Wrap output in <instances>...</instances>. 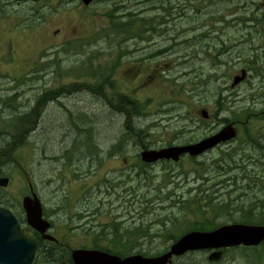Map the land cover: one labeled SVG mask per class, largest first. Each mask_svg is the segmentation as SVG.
Masks as SVG:
<instances>
[{"label":"rangeland","instance_id":"1","mask_svg":"<svg viewBox=\"0 0 264 264\" xmlns=\"http://www.w3.org/2000/svg\"><path fill=\"white\" fill-rule=\"evenodd\" d=\"M119 1L121 0H104L92 4L90 7L84 9L78 0H47L45 9L40 10L39 13L36 12V9H33L36 8L35 6L32 8L31 6H26L22 9H18L17 7L13 8L11 6L8 7L9 10H3L5 14H3V11L0 7V16H6L10 21V24L15 26L18 24L17 20H20L19 24L24 22L27 24L41 23V21L44 22V20L41 18L43 16V12L45 14L53 12V18H49L44 22L47 25L45 26V30L39 26L38 30L42 31H40L37 36L34 35L30 39L25 36L28 40L27 45L26 43L22 44V42L18 41L14 47V50H17L15 55H18L16 57L21 59V64H23V67H25V63L27 65H34V67H37V65L41 66L43 63L51 61L53 56L42 57L38 62V60L35 59L37 57V51L41 49L44 50V47L47 43L55 44V39L51 36V32L49 31L53 32L62 29L61 34L56 41H58L59 44L60 42L62 44L64 42L67 44H74L73 46L69 44L71 47H73L72 52H78L80 54V57L74 55V58H71L70 60L68 56L65 55V53L61 52V45L56 49L54 47V59L58 61L63 73L69 71V69H72L75 65H80L83 62L85 63L86 58L97 55V53H99L98 58H92V63L96 64L98 68L101 66L107 71L113 66L114 61L107 54L110 47L106 44V42L110 41V43L113 44L115 37L110 35L104 39L103 37L99 38V36L101 35L102 30L104 31L108 28V12L115 10V13L119 17H123L132 12V7L134 5V0H125L123 3H119ZM140 1L142 2V0ZM153 1H166V3L176 4V0ZM180 1L183 3H189L188 8L190 11H188L187 14L190 17H192L195 13L192 7L194 2L197 5H202L205 7L206 9H199V13L206 12L209 17L207 21H211L210 18L213 16H219L222 14L227 15L228 12H233V9H228L231 7L233 0ZM141 2H138L137 9H142L144 6ZM253 3H256V0H248L247 4L245 5V13L249 10L255 9L254 14L257 15V12L264 10V4L255 7ZM0 4L3 7H7L10 3H8L7 0H0ZM151 6L152 8H157L159 4L156 3L152 4ZM120 7H124V9L120 11L117 10V8L120 9ZM144 9L146 10V7H144ZM35 13L37 14V17H31V14ZM194 17L196 18L190 19L189 22L180 19L174 22L175 25H172L171 27L166 26V30L164 31L162 37L158 34L152 35L154 37L152 41L155 44L154 51L167 49L164 54L165 56L162 57L165 58L167 63L169 60L171 62L189 61L191 63V67L185 68H175L171 65V71L164 70L162 75H159L166 80L175 79L174 82H163V87L159 82L156 86L158 90L156 88H152L139 92V94L142 93L140 96V102H143L142 105L144 106V114L133 117V125L137 128H140L141 130H149V134L153 139V146H149L154 149L163 147L164 142L168 141L172 137L176 138V141H172L174 145L181 144L177 142L183 141H189L192 143L197 142L204 138V136H206L204 134L209 133L211 130L214 133L221 126L219 122L221 119H232L235 115H240L242 112H250V114L262 113L264 116V80L262 82H259L260 80H250V82H245L244 84L238 86H231V80L228 78L229 73L233 69H229L227 71H225V69L215 70L209 64H205L202 60L198 61L196 57L194 58L195 55L193 54V51L195 50H199L204 53H206L208 50H211L215 53L217 51L216 42L200 41L202 44H199L200 42H198L194 45H183L185 42L183 40L186 37H183L181 32L191 29V26L203 27L204 25H201L203 23L202 20H206L207 18L206 16ZM129 19H131V17L128 15V19L126 20ZM27 24L22 26L25 27ZM218 24L219 23H216V25ZM226 28H228V26ZM207 29L208 28L205 27L202 32H206ZM157 30L161 31L160 28H157ZM88 36H90L92 39L90 43L85 42L84 40V38ZM238 36L240 35L232 34L230 31L229 34L226 35V38H234ZM94 39L95 42L92 44ZM138 40L139 39L132 38L130 40L124 41L121 47L129 48L130 50H133V48L136 49ZM259 41V37L254 36L253 42L257 43ZM58 43H56V45ZM143 43L145 44V42ZM138 44L139 47L144 46V44L141 42ZM25 45L26 47L24 48ZM136 50L138 62L141 68H151L154 65H162L157 61H150L148 66L145 62L139 60L143 56V53L140 52L139 48ZM129 57L134 59L132 55H129ZM223 58L226 59V57ZM151 63H153V65ZM227 65L230 66V63ZM190 70L198 73L197 78L201 82L202 88L199 92L197 89H194L192 85V83H195V79H197L196 75L190 77L189 79H187V76L183 75L184 73L190 72ZM47 71H42L44 72V81L52 82L54 76L51 74V72L48 73L49 71ZM117 72L118 73L110 81L113 82V89L115 91L119 90L120 92L129 95L131 93V89L133 88V84L131 82H127L125 79L126 77H123V75L120 74V72H122V66L120 64ZM142 74L146 73L143 72ZM156 74H161V72L159 73L156 71ZM216 77L218 78L219 87L218 84H214V82H216ZM69 80L70 79H67L66 82ZM82 80H88V78L83 77ZM219 80L224 81L222 82ZM58 81H65V78H59ZM76 81L78 80H72L74 83ZM47 86L49 87L52 85L48 83ZM107 87L109 90H111L109 85H107ZM171 89H175L176 92L179 91V94L170 96L172 93ZM79 92L80 93L75 95L74 98L63 100V102L61 100V103L64 105L58 108V114L51 116L47 115L44 118V122L42 123L43 129L41 130V133H39V138L37 140L39 147L36 154L39 156L41 152H43L45 156L57 154L56 156L58 157H60V155L73 157V165L70 170L78 176V179H84L83 183L80 184H83L82 189L89 192L87 193V198L85 196V199L91 201L87 202V210H89L91 214L94 212L93 209L96 204H100L101 206V213L97 216L99 221H93L91 217V219L87 221L88 227L105 226L112 221V217H115L114 223L121 224L122 228L134 226V224L140 223L139 217L142 215V211L146 210V208L142 206V201L145 198L149 199V197L150 199L159 197L161 198L166 193V191H171L174 189L172 184L168 185L167 188L164 189L162 183H164V180L167 182L169 180L167 178H171V183L177 185L179 184V190H177V194H184L188 189L196 188L199 182H193V178L189 171L186 172L182 170V179H177L172 176L178 173L181 167L176 165L174 166V164L169 166L158 164L151 169L146 170L151 179V187L148 184L146 185V182H144V184L139 183V186L141 187V189L138 191L140 199L136 200L135 202V200H133L128 194L123 192L124 190H130V188L133 186L136 188L140 180L141 182L144 181V176L136 174L138 170L131 165L132 157L139 152L135 151V144H132L131 140H128L124 145L125 149L128 147V151L127 162L121 161L122 169H118L120 166H118L117 163L107 161L97 174L96 168L93 165H89L88 158L85 155L87 154L89 157V151H93V149L89 148L86 144H84L83 148L82 142L79 138H77L78 136H76V131L78 130L80 123L82 121L88 123V125L85 123V127L83 128L87 129L88 133L92 134L93 138L95 137V141L97 142L96 144L99 145L98 149L102 153L103 151H108L109 147L111 145H115L118 141L123 142L124 140L129 139V137L125 134H130L133 132H131L129 129H126L127 127L124 126V121L128 119L127 117L122 116L119 112L114 114L110 107H108L107 103L100 99V97L94 96L91 93H85L84 90ZM163 94L166 99L165 101L168 100L172 103L170 112L167 114H160L157 109L150 111L148 108L147 110V104L151 106L150 109L154 108L153 102L155 105L161 106L163 104ZM98 99L100 102L97 101ZM149 99H151L150 103L147 102ZM186 102L187 105L185 104ZM64 107L68 109H65ZM202 109L206 110L209 115V120L204 124L200 123L201 119L198 116V112ZM53 111H55V107L53 108ZM68 117H70V119H68ZM130 117L132 119V115ZM191 120L193 122H191ZM81 126L80 128L82 129ZM195 126L198 129H194ZM137 128L135 129L136 131ZM182 131H185L186 133L184 135L178 136L177 133ZM245 131H247L250 135H254L256 139H261V141L264 143V124L261 121L253 120L251 123L247 124L246 129H243L242 127L238 129V137L236 138L235 142L220 146L216 150L208 153L198 160L199 162L204 163V168L208 167L205 168V172L207 173L206 177L209 180L207 183H205L206 187H211L210 192L214 193V197H216L217 202L228 204L229 209H232V212L235 213L232 216L231 221L235 222L240 221L239 211L237 209H233L237 206L248 209L250 206L252 207V205H254L253 208L256 209V214H258L261 210L264 211V192L258 193L256 189L252 192H247L246 196L240 200V203L233 196L227 197L224 195L225 192L233 189V179L236 178L238 180L242 174L243 176L248 175L250 178L256 174L255 178H258L260 181L264 179V171L262 170L264 169V166L254 162L257 161L258 158L263 157L260 154L261 151L256 150L259 148L263 149V147H251L243 144L242 142L245 136ZM34 142L35 138L31 140V143ZM229 155H233L231 156V162L233 164L231 162H226L229 163L227 166L231 167V165L242 162L241 164L234 165L238 166L239 169H235L234 171L232 170L231 173H227L228 176H230V180L226 182V185H223L222 183L213 185L216 180H220V178L225 177L222 175L224 173H219L215 170V167L218 165H216V163L214 164V162L218 160L227 161V159L230 158ZM261 162L264 164V159ZM226 163L223 165H226ZM186 168H189L188 165H186ZM209 168H213L216 175L212 172V170L209 172ZM65 172H67V168L65 165L60 163L58 165V181L61 184H63L62 182L66 181ZM166 172H168V174H166ZM202 172L203 170L201 173ZM102 175L105 176V179H108L105 184L101 183L99 180ZM201 177L203 178V176ZM120 178L130 179V182L124 186L122 190L119 185H117L120 183ZM183 180L185 181L182 182ZM126 182L127 181L124 183L126 184ZM73 185L74 189L72 190V193L79 194V191L77 190L79 184L73 183ZM113 186H115V188H113ZM145 186H147V188ZM239 186H245L244 180L238 182L237 187ZM62 188L63 190L57 193L58 200H63L65 198L63 195H65L66 191L69 190L64 184ZM184 198L187 199L185 202L188 203V200H190L188 195H185ZM158 200L159 199L152 202L153 207L158 208L160 206V202ZM164 205L167 206L168 203H165ZM64 208L65 209L62 211V214L66 215L72 212L73 206L71 203H69ZM166 214L176 216L179 215V212H166L165 214L158 216L157 219H164ZM64 215H62V218H64ZM186 215L187 214L184 216ZM152 219L153 218L148 217L144 218L143 223L148 224ZM188 220L190 219L188 218ZM218 222H220V224L232 223L227 221V216L219 218ZM172 224L173 223H168L165 230H168ZM158 228L159 226H156L152 231H157ZM178 233L179 232L176 231V235ZM163 240L164 238L158 237L154 238L150 245L147 243L140 244L141 247L132 250L131 255L141 253L145 256H154L160 254L170 245ZM145 241L146 240H140L138 242L141 243ZM238 254L239 253H229L227 257L218 264H251L248 262V259L254 258L252 253H248V255H246V259L240 258ZM205 259V253L192 254L186 255L185 257L176 261L175 264H210L205 261ZM257 262L258 264H264V259H257Z\"/></svg>","mask_w":264,"mask_h":264},{"label":"flooded vegetation","instance_id":"2","mask_svg":"<svg viewBox=\"0 0 264 264\" xmlns=\"http://www.w3.org/2000/svg\"><path fill=\"white\" fill-rule=\"evenodd\" d=\"M165 4L167 3L165 2ZM148 7H150V5ZM207 28L209 32L210 29L208 26ZM215 30H217L216 27ZM55 34L56 33H54L53 36H55ZM208 36L210 37V34H208ZM0 40L3 39L0 37ZM211 41L216 43L225 41L233 44L230 42V38H226V35L222 34L215 36L211 35ZM199 44H202V42ZM2 51L3 48L0 45V53ZM262 57L264 59V54ZM248 70H250V68H248ZM3 77L4 76L0 74V78ZM41 79L42 78L35 84V89L27 87L22 93L11 91L7 86L3 87L1 84L2 82H0V208L9 211L16 217L22 234L35 239L39 243L40 251L37 264L41 262L44 264H52L57 255L56 248L52 246L54 242L43 240V235L34 231L27 224L26 210L28 207L31 208L38 202L41 208L43 221L50 225V228L45 231V235H50L58 240L57 229L59 227V222L55 220L58 216L57 213L59 208L57 193L63 190V184L68 187L69 190L63 195L65 198L61 200V206H66L70 201V193L73 189L71 178L67 179L66 176V181L62 182L63 184L58 181L60 157L56 156L57 154L51 156H45L43 152H41L39 156L36 154L34 159L35 166H28L27 157L23 153L24 147L27 146L28 138L33 136L34 133H39L42 126V119L47 116V108L54 106L58 110L61 105L60 101H58V97L53 96L55 83L53 81L43 82ZM48 83L52 86L48 87ZM34 94L37 96V100L45 104L46 108L42 110V113L39 115L40 119L37 122V128L27 136L25 135L27 132L26 119L20 120L17 116H25L30 111V100L34 98ZM11 95L12 97H10ZM34 118V116H31L29 120L34 121ZM68 119H70V117ZM5 135H11L13 138L15 135H25V144L17 149L16 140L13 138L10 142L8 140H3L2 137ZM61 163L62 165H67L62 155ZM81 207L82 210L77 215L73 217L70 215L68 216L69 221L75 217L77 221L79 220V224L90 220L91 216L90 212L87 210V200L82 202ZM60 246H64V244L60 243Z\"/></svg>","mask_w":264,"mask_h":264},{"label":"trees","instance_id":"3","mask_svg":"<svg viewBox=\"0 0 264 264\" xmlns=\"http://www.w3.org/2000/svg\"><path fill=\"white\" fill-rule=\"evenodd\" d=\"M125 0H121L119 1V3H123ZM128 1V0H127ZM135 4H138V2H141L140 0H135L134 1ZM147 2V0H142L141 3ZM116 3V2H115ZM114 3V4H115ZM163 6V5H160ZM119 9V8H117ZM120 9H124V7H120ZM165 14H168L169 10V6L167 4L164 5L163 7ZM140 9H135L132 12L128 13V15L131 17V19L127 20L126 22H123L120 26V28L117 27L116 23V31L119 32V37H117L116 39V44L122 48V44L124 43V41H127L129 39L132 38H138L140 39V41H145L148 40V38L145 37V35L149 34V32L152 29V20H148L146 19V16L144 14V9H142L141 11H139ZM113 12V10H111ZM109 14L108 17L113 19L114 15ZM128 15H126L127 19H128ZM116 21V20H115ZM161 21H164V19L161 17ZM112 25L114 26V23H112ZM128 50L127 48H123V54H127ZM185 64V63H183ZM182 64V65H183ZM186 67V66H185ZM183 67V68H185ZM191 67V66H189ZM92 68V67H91ZM117 67L113 66L110 68L109 72H107L106 74L99 72L98 69L94 70L93 74L91 75L92 79H93V83L91 85V87L93 88V90H95V92L102 96L104 95V90L106 89V86L109 85L110 87H114V85H112V83L110 82L112 80V78L114 77V74L117 73ZM123 71L120 72L121 75H125L126 77V81L130 82L133 84L134 79L136 78L135 75L138 73L139 70V66L133 65V66H122ZM194 75H197L198 73H195V71L190 70V72H188V74H185V76H187V79H189L190 77H193ZM196 81H198V78L195 79ZM169 82H174L175 79H170L168 80ZM152 88H154V86H151ZM150 87V88H151ZM134 91H135V95L133 97V95H129L132 96L133 99L136 98V92H140L143 90H147V89H143L144 85L139 84L137 87H133ZM132 90V89H131ZM114 96L117 98V104L115 105V108H118L121 111V114H123V116L127 117L128 119L124 121V126L127 127L126 129H129L131 132L130 134H125L129 137V139L124 140L123 142L118 141L113 147H111V150L115 153H121L118 150L124 148V145L126 144V142L128 140H133V141H137L138 137H139V142H137V146H139L140 148H149V144H151L152 142L148 143L146 142L143 132L141 131H136L135 129L137 127H135L133 125V121L130 117V114L132 115H142V112L144 110V107L142 105H140V103L136 100H131L129 98L128 95L121 93L119 91H115L114 89L112 90ZM69 118V117H68ZM222 122H227L225 119L222 120ZM87 123V122H86ZM228 123V122H227ZM88 125V123L86 124ZM91 127V125H90ZM139 129V128H137ZM115 149H118L117 151H115ZM122 159L125 157V153H121ZM229 159V158H228ZM190 162H195L193 159L190 160ZM199 166H201V164H198ZM228 165V164H227ZM226 165V166H227ZM229 167V168H228ZM228 170L227 173H230L232 171V168L230 166H227ZM239 169V168H238ZM206 170V169H205ZM215 170L217 172H221V170L219 168H215ZM140 171H143V168H140ZM196 173L198 172V170H195ZM212 172L214 173V170H212ZM243 173V172H242ZM216 175V173H214ZM199 175V173H198ZM223 176H225L224 174H222ZM246 176H242L239 178V180H244L246 179ZM169 179V178H167ZM237 179L234 178V183L237 186ZM169 182V180L167 182L164 183L163 186H166L167 183ZM187 194L190 196V199L192 200H188V203L183 201L184 206L183 207V212L181 213V216H184L185 214L189 213V216L192 215H199V219L198 218H194L192 220H190L191 222L189 223V227L186 231L188 230H195V231H208L212 228H214L215 225V218L216 216H218L219 214H221L222 212L225 211L226 209V213L228 214V209L226 208V205H222V204H214L213 200L210 197H207V194L205 195V190H201L200 188L197 189V191L193 192L191 189H189L187 191ZM231 194L230 192L228 193V195ZM175 197H174V192L170 191L168 192V194L165 196V198L160 201V202H165L168 201L170 203V205H173L175 207H173L170 211H168V213L170 212H175L178 211L182 208V206L180 204H177V201H174ZM180 197H177V200H179ZM206 201V203H205ZM208 207V209L205 208V206ZM251 207V206H250ZM249 207V208H250ZM174 209V210H173ZM251 210V209H250ZM210 213V215H209ZM167 216V215H166ZM166 216L164 217V219L161 220H156L157 225L160 226L159 231L162 232V236L158 235V234H154V235H150L148 232V226H144L142 223L133 227V226H128V227H124L122 228L120 224H113L112 226V231L109 233H107L108 231H106V226H102L101 229L104 233L98 234V236L96 237L95 240V244L93 248H96L98 250H103L107 253L110 254H115L118 255L120 257L123 256H127L132 249L134 250L135 247H138L139 245H137V242L139 239L141 238H154L156 236L159 237H163L165 228H166V223H173L171 225V227L166 230V234H165V240H176L177 235H176V231L180 232L179 229V225L181 224L179 223L180 221H178L179 217H176L174 215H172L170 219H166ZM259 221H261L264 224V212H261L259 214ZM253 220V215L250 214V217H243V220ZM183 221V220H181ZM105 234H109L110 235V240L107 239V235ZM179 235V234H178ZM240 251L238 252L239 254L242 255V258H246V255H248L247 251L251 252L253 257L256 258L258 256V258H262L264 257V254H262L264 252V247L263 249L260 248H255V249H241L238 248ZM238 249H233L231 251L234 250H238ZM229 252V250L224 251L225 254H227ZM247 253V254H246ZM240 257V256H239Z\"/></svg>","mask_w":264,"mask_h":264},{"label":"water","instance_id":"4","mask_svg":"<svg viewBox=\"0 0 264 264\" xmlns=\"http://www.w3.org/2000/svg\"><path fill=\"white\" fill-rule=\"evenodd\" d=\"M88 5L94 0H81ZM235 137V130L227 126L218 134L198 143L197 145L170 147L160 151H144L141 160L144 163H153L158 160L178 161L183 154L196 156L203 150L211 148L221 142H226ZM29 211V210H28ZM29 222L35 228H39V215L36 210L30 209ZM32 222V223H31ZM264 240V227L227 226L215 232L189 233L181 237L169 252L156 258H143L130 256L121 259L116 256L95 252L75 251L72 254L73 264H170L173 256H182L187 251H201L210 249H222L231 246L243 245L246 247L257 246ZM37 253L36 242L24 238L16 221L9 213L0 210V264H33ZM221 252H216L208 257L210 262L220 259Z\"/></svg>","mask_w":264,"mask_h":264},{"label":"bare ground","instance_id":"5","mask_svg":"<svg viewBox=\"0 0 264 264\" xmlns=\"http://www.w3.org/2000/svg\"><path fill=\"white\" fill-rule=\"evenodd\" d=\"M150 1V6L152 5V4H154L155 2L153 1V0H149ZM164 2V3H163ZM163 2H156V3H158L159 5H165V2L166 1H163ZM149 5H147V6H149ZM144 7H145V5H144ZM183 257H185V256H181V257H179V259H181V258H183Z\"/></svg>","mask_w":264,"mask_h":264}]
</instances>
